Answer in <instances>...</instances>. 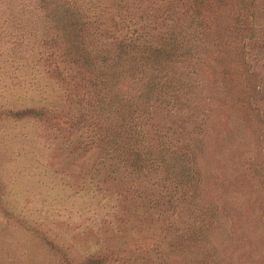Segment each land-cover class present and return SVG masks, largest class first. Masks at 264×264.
Masks as SVG:
<instances>
[{
    "label": "rangeland",
    "instance_id": "374dc122",
    "mask_svg": "<svg viewBox=\"0 0 264 264\" xmlns=\"http://www.w3.org/2000/svg\"><path fill=\"white\" fill-rule=\"evenodd\" d=\"M0 264H264V0H0Z\"/></svg>",
    "mask_w": 264,
    "mask_h": 264
},
{
    "label": "trees",
    "instance_id": "16d2710c",
    "mask_svg": "<svg viewBox=\"0 0 264 264\" xmlns=\"http://www.w3.org/2000/svg\"><path fill=\"white\" fill-rule=\"evenodd\" d=\"M41 110H38V111H34V110H27V111H24V112H18L19 114H17V116H20V115H23L24 116H31V115H38L40 114Z\"/></svg>",
    "mask_w": 264,
    "mask_h": 264
}]
</instances>
